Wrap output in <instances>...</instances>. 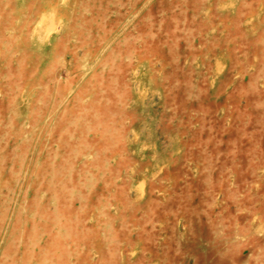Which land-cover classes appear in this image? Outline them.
Returning a JSON list of instances; mask_svg holds the SVG:
<instances>
[{
    "label": "rangeland",
    "instance_id": "rangeland-1",
    "mask_svg": "<svg viewBox=\"0 0 264 264\" xmlns=\"http://www.w3.org/2000/svg\"><path fill=\"white\" fill-rule=\"evenodd\" d=\"M0 264H264V0H0Z\"/></svg>",
    "mask_w": 264,
    "mask_h": 264
}]
</instances>
